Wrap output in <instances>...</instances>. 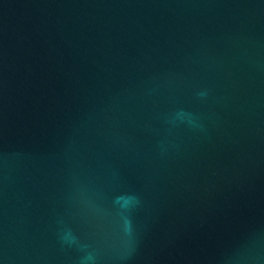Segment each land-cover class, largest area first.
Segmentation results:
<instances>
[{"label": "water", "instance_id": "obj_1", "mask_svg": "<svg viewBox=\"0 0 264 264\" xmlns=\"http://www.w3.org/2000/svg\"><path fill=\"white\" fill-rule=\"evenodd\" d=\"M0 264H264V0H0Z\"/></svg>", "mask_w": 264, "mask_h": 264}]
</instances>
